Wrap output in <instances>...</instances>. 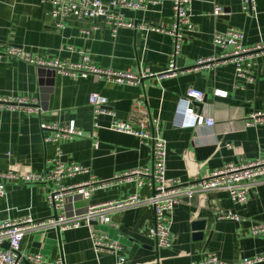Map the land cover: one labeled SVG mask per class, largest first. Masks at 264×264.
Segmentation results:
<instances>
[{"label":"crops","instance_id":"1","mask_svg":"<svg viewBox=\"0 0 264 264\" xmlns=\"http://www.w3.org/2000/svg\"><path fill=\"white\" fill-rule=\"evenodd\" d=\"M100 1L107 4L111 0ZM133 2L142 4L144 9L108 11H119L125 20L148 26L167 28L172 24V0ZM215 5L222 6L226 13L214 17ZM243 5L241 0H192L193 31L185 32L186 40L175 57L179 71L166 75L172 51L168 35L119 28L113 36L100 18L68 17L62 21L63 28L58 29L48 15L50 5L40 0H0V48L14 45L43 62L78 64L82 57H87L99 69L135 77L130 81L93 74L81 77L75 73L48 78L39 69H49L46 66L14 58L0 59V97L38 98L41 108L38 115L0 112V175L9 171L44 172L52 165L56 147L60 149L62 163L87 167L92 176L102 181L148 167L150 148L134 136L111 131L110 116H98L95 122L99 128L94 130L92 108L88 104L92 93L105 98V108L114 113V119L127 120L138 109V102H142L141 108L148 116L158 120L160 137L167 144L168 183L172 180L186 183L225 164L264 159V124L245 126L250 114L264 112V56L256 61L254 81L243 89L234 87L231 63L194 70L198 60L218 52L212 45L215 32L239 30L243 32L245 47L264 42V0H253L251 11L244 10ZM189 88L203 92V102L194 109L214 119L212 128L183 129L173 125L176 102ZM217 90L226 94L216 96ZM184 120L181 118L180 122ZM71 121L84 134L95 131V136L63 140L57 145L43 142L41 123L63 126ZM95 143L97 147L93 146ZM87 179L88 175H79L64 183L76 184ZM4 185L6 196L0 201V221L23 217L40 221L53 215L46 198L48 184L4 180ZM134 193L146 197L150 191L147 187L137 190L134 182L124 183L96 190L87 200L80 195L66 197L65 211L67 216L81 215L89 205L122 200ZM227 211L246 221L217 220L220 213ZM152 221V209L143 205L114 213L110 224L99 229L122 246L123 264H189L202 261L208 254H215L225 262L254 257L264 252V239L250 234L251 224L264 222V178L256 182L244 204H234L226 192L210 191L195 194L189 203L182 201L175 205L169 248H156L147 237ZM197 221L205 224L200 240L192 227ZM32 254L42 255V264H52L58 256L64 264H118L109 252L93 250L87 228L28 232L21 241L19 255Z\"/></svg>","mask_w":264,"mask_h":264},{"label":"built area","instance_id":"2","mask_svg":"<svg viewBox=\"0 0 264 264\" xmlns=\"http://www.w3.org/2000/svg\"><path fill=\"white\" fill-rule=\"evenodd\" d=\"M243 9L251 11L253 0H241ZM192 0H172L173 22L167 28L148 26L146 24L125 20L123 15L117 12H109L112 9H144L142 4H135L133 0H111L104 4L100 0H40L42 4L51 6L49 17L55 22V27L63 28L62 21L68 17L78 20L100 18L104 26L111 29L115 36L119 28L140 30L144 33L157 32L168 35L172 42V51L169 55V65L166 75H174L179 70L175 66V57L180 46L185 42V32L193 31L190 21V5ZM151 3V2H149ZM153 3V2H152ZM212 15L218 17L224 15V8L215 5ZM85 33V32H83ZM243 32L236 29H228L223 33L215 32L212 35L213 48L218 50L216 54L207 59L196 62L194 70L207 66L215 67L218 64L231 63L234 66V87L243 89L254 81L253 69L258 58L264 56V42L245 47L242 44ZM14 58L22 62L37 66H46L56 75L69 76L79 73L81 77L88 74L107 76L116 80L127 79L133 81L135 77L127 73H116L111 70H103L93 65L87 57H82L78 64H67L60 61L43 62L24 52L14 45L0 48V59ZM216 96L225 95V92L217 90ZM203 92L189 88L185 95L178 98L174 111L173 125L178 128H212L215 121L212 117H205L194 109L195 103H202ZM88 104L92 108L94 130L99 126L95 120L100 115L112 118L109 129L113 132L131 135L139 139L141 144L151 150V163L148 167L120 173L111 180L102 181L90 174L87 167L76 163L64 164L61 162V152L56 147V156L52 165L44 172H25L22 174L9 171L0 175V201L6 196L4 180L20 181L25 184H37L50 186L46 195L47 204L52 209L53 215L45 220L35 221L30 217L0 221V264H42L43 257L40 254L21 257L19 248L23 236L32 231L56 230L65 232L87 228L90 244L95 252L106 251L114 255L118 264H123L122 246L118 241L111 240L100 227L110 224L111 216L116 212L147 205L152 209L153 221L148 230L147 237L152 240L156 248H169L172 245L170 233L171 216L175 205L182 201L188 203L195 194H203L210 191L226 192L234 204H244L249 198V192L260 178H264V159H256L243 164H225L217 170H213L202 176H195L186 183L179 180L167 182L166 158L167 144L160 137V128L157 119H151L148 113L141 108L142 102H138L137 110H133L128 119L121 121L114 119V113L105 108L106 100L97 93L88 97ZM25 112L38 115L41 113L38 98H25L14 95L0 97V112ZM184 118L183 122L180 119ZM264 124V112L252 113L245 121L246 127H256ZM40 130L44 134L45 144L57 145L63 140L74 138H93L95 131L84 134L77 129L74 121L67 125L58 123H41ZM46 132V134H45ZM97 147L95 143L93 145ZM79 175H88L84 182L65 184L67 180ZM134 182L135 188L147 187L150 194L140 197L134 193L118 201L104 202L89 205L85 213L75 216H67L65 211V198L80 195L85 200L89 199L96 190H108L113 186ZM219 221H232L243 223L246 220L238 214L227 211L217 216ZM250 234L264 239V222L253 223L250 226ZM7 245V249L3 245ZM52 264H64L62 257H57ZM189 264H264V252L251 258H242L234 262L220 260L215 254H208L202 261Z\"/></svg>","mask_w":264,"mask_h":264},{"label":"water","instance_id":"3","mask_svg":"<svg viewBox=\"0 0 264 264\" xmlns=\"http://www.w3.org/2000/svg\"><path fill=\"white\" fill-rule=\"evenodd\" d=\"M224 13H226L224 11ZM39 69L41 70V72L47 76L48 78H53L55 76V72L51 69H47V68H43V67H39ZM43 92H47L46 90H44ZM41 98L43 99V97L41 96ZM204 100V99H203ZM203 102V101H202ZM195 105H201V103H195ZM192 227L193 229L197 232L196 234V238L197 239H202V236H203V231H204V227H205V224L203 221H197V222H194L192 224ZM3 248L7 249V245H3Z\"/></svg>","mask_w":264,"mask_h":264}]
</instances>
